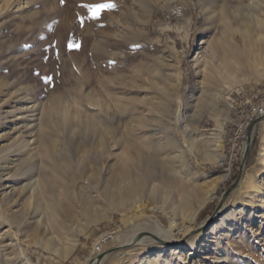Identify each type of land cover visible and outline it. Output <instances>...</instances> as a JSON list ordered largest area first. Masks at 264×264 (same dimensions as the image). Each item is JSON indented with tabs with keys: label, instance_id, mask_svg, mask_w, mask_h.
<instances>
[{
	"label": "rangeland",
	"instance_id": "1",
	"mask_svg": "<svg viewBox=\"0 0 264 264\" xmlns=\"http://www.w3.org/2000/svg\"><path fill=\"white\" fill-rule=\"evenodd\" d=\"M249 103L264 0H0V264H264V116L226 198L218 160ZM143 218L178 238L117 246Z\"/></svg>",
	"mask_w": 264,
	"mask_h": 264
},
{
	"label": "bare ground",
	"instance_id": "2",
	"mask_svg": "<svg viewBox=\"0 0 264 264\" xmlns=\"http://www.w3.org/2000/svg\"><path fill=\"white\" fill-rule=\"evenodd\" d=\"M264 151V148H263ZM264 156V153H263ZM219 161H224V156H221L218 158ZM54 162V161H53ZM144 179H140L138 182H134L133 185L128 187L127 193L129 192H141L143 190V186H144V180H149L154 178L153 174L150 172H146ZM132 195V194H131ZM201 204H202V200L199 199L197 201H194L193 203H188L186 204V208H190L189 211L191 213H193L194 215H196L199 211V209L201 208ZM218 224L213 226L210 230V232H213L214 230H216ZM148 228L149 233H151L152 235H154V238L158 241H162V242H166V241H170L173 242L175 241L174 239L178 238L177 233H175L174 228H169L166 227L164 225H162L160 222L152 219V218H143L140 219L137 224H135V226L132 229H129L128 231L122 232L119 235H117L115 237V243L117 246H123L126 245L127 243H131L132 241L136 242V243H141L143 241H145L147 238L143 237V238H139V232L140 228ZM189 231V230H188ZM209 232V233H210ZM107 238V236L105 237H100L99 241L97 242V245H99L100 243L104 242V239ZM169 242V243H170ZM168 244V243H166ZM164 247H166L165 245H163ZM172 249V248H171ZM104 245L101 246V249L98 250V252H96L98 255L101 254L104 251ZM125 249H121V253L124 252ZM166 248H164L162 251H160L159 255H164ZM175 250L178 252V248H175ZM126 251V250H125ZM120 253V254H121ZM108 254V253H107ZM195 254V250L194 249H190L188 251L187 255H194ZM106 255V254H105ZM103 255H99L97 258H95V260L93 261V264H101L102 261L105 259L103 258L105 256ZM158 254H153L152 256H156ZM103 258V259H102ZM30 264H33L30 262Z\"/></svg>",
	"mask_w": 264,
	"mask_h": 264
},
{
	"label": "built area",
	"instance_id": "3",
	"mask_svg": "<svg viewBox=\"0 0 264 264\" xmlns=\"http://www.w3.org/2000/svg\"><path fill=\"white\" fill-rule=\"evenodd\" d=\"M262 116H264V105L249 103L246 105V108L240 111L237 128L230 130L225 136V139H227L225 148L229 154L227 155L223 164L227 163L229 168H231L235 162L239 161L245 150V143L247 140L246 130L248 126L252 121ZM109 237L110 236L104 239V244L107 243ZM101 246L102 244H99L96 247L97 250H99V248L101 249Z\"/></svg>",
	"mask_w": 264,
	"mask_h": 264
},
{
	"label": "water",
	"instance_id": "4",
	"mask_svg": "<svg viewBox=\"0 0 264 264\" xmlns=\"http://www.w3.org/2000/svg\"><path fill=\"white\" fill-rule=\"evenodd\" d=\"M251 143H252V138L251 136H249V138L247 139V145L245 147V151L243 152L242 154V157H241V171L239 173V176L237 177V179L235 180V182L230 186V188L228 190L225 191L223 197L226 198L230 192L237 186L238 182L240 181V178L242 176V173H243V170H244V167L246 165V162L248 160V156H249V152H250V147H251ZM218 209V208H217ZM148 235L154 237V235H152L151 233L147 232ZM169 244V243H168ZM117 249V248H116ZM114 249V250H116Z\"/></svg>",
	"mask_w": 264,
	"mask_h": 264
},
{
	"label": "snow or ice",
	"instance_id": "5",
	"mask_svg": "<svg viewBox=\"0 0 264 264\" xmlns=\"http://www.w3.org/2000/svg\"><path fill=\"white\" fill-rule=\"evenodd\" d=\"M61 2H63V0H61ZM116 5L113 3H108V4H96V5H85L84 7H86L88 9L89 12L92 13V18L93 19H97L99 17L100 11L103 9H112L114 8ZM77 47H79L77 45Z\"/></svg>",
	"mask_w": 264,
	"mask_h": 264
}]
</instances>
